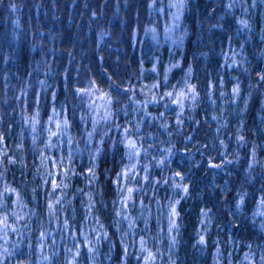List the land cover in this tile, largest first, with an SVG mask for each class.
I'll return each mask as SVG.
<instances>
[{"label":"rangeland","instance_id":"1","mask_svg":"<svg viewBox=\"0 0 264 264\" xmlns=\"http://www.w3.org/2000/svg\"><path fill=\"white\" fill-rule=\"evenodd\" d=\"M185 2L149 1L151 17L155 22L158 15L162 27L160 30L153 22L147 25L144 37L153 46L149 58L142 59L138 79L126 84L125 78L124 86L118 88L127 91L130 98L123 110L125 114L128 107L133 111L129 121H119L112 107L115 95L84 75L80 67L73 82L77 103L72 117L78 116L75 130L67 94L70 74L65 71L59 75L52 48L45 58L40 42L31 44L29 67L23 73L19 69L8 71L6 67L3 75L0 72V264L110 262L115 239L104 219L94 212L92 188L101 144L113 130L125 148L114 214L118 220L114 228L125 248L121 264L164 263L165 253L177 243L178 205L187 191L182 171L169 168L176 145L173 134L175 131L178 138L189 143L192 135L186 134L187 128L201 103L200 93L190 80L191 68L182 71ZM229 3L235 6L241 1ZM254 5L257 6L256 0ZM250 11L245 6L240 19V33H246V39ZM16 24L14 19L13 27ZM261 34L264 35L263 29ZM224 58V65L231 70L229 95L224 90L215 94L213 82L209 86L208 114L212 113L209 115L219 123L215 127L218 132L225 128L222 114L227 112V106L239 116L250 104L252 91L261 92L264 107V88L261 90L253 80L243 46H233ZM263 75L259 78L264 81ZM247 81L251 88L244 93L243 84ZM220 82L226 86L223 79ZM221 102L226 106L220 113L217 105L221 106ZM230 137L237 149L226 158L229 162L239 158L245 145L243 125ZM252 150L250 168L260 172L264 181V141ZM167 193L168 198L162 203L159 197ZM242 203L240 198L238 205ZM252 218H261L258 226L264 230L263 197ZM211 222L212 218L204 212L201 243L207 244ZM219 240L217 235L214 262L225 264ZM244 262L262 263L252 254L245 255Z\"/></svg>","mask_w":264,"mask_h":264},{"label":"trees","instance_id":"2","mask_svg":"<svg viewBox=\"0 0 264 264\" xmlns=\"http://www.w3.org/2000/svg\"><path fill=\"white\" fill-rule=\"evenodd\" d=\"M149 1L0 0V72L3 75L7 69H19L23 73L29 67L31 44L40 42L45 58L52 48V60L59 75L65 71L70 74L69 83L72 85L69 84L67 94L75 130L78 116L74 114L72 117L77 103L73 82L80 67L84 75L115 95L112 107L119 121L123 118L129 121L133 111L128 107L125 114L123 110L130 98L127 91L122 92L118 88L124 86L125 78L126 84L138 79L142 59L149 58L153 46L144 37L147 25L153 22L160 30L162 27L158 15L155 22L151 17ZM235 1L239 3V0ZM240 1L235 6L229 0L185 2L184 46L180 50L182 71L185 67L191 68L190 80L200 93L201 103L194 116L197 123L192 120L187 128L186 134L192 135L189 143L178 138L175 131L173 134L176 145L169 168L175 172L182 171L187 191L178 205L177 243L165 253L167 258L161 264H215L217 235L220 236L225 264H246L244 256L249 254L264 264V230L258 226L261 218L255 221L252 218L258 200L264 198V181L258 174L260 172L251 169L249 164L252 149L264 141L261 92L252 91L250 104L239 116L232 114L227 106V112L222 114L225 120L222 132L215 129L219 123L209 115L212 113L208 114L211 82L214 83L215 94L224 90L229 95L231 70L224 65V56L233 46H243L253 80L258 82L261 90L264 88V81L259 78L264 74V35L261 34L264 30V0H256L257 6L254 5L255 0ZM245 6L251 10L247 39L246 33H240V19ZM14 19L17 24L13 27ZM221 79L226 86L221 85ZM248 83L243 84L244 93L251 88ZM224 106L226 103L221 102L217 110L223 111ZM241 124L245 145L239 158L229 162L226 158L237 148L234 138L228 137L231 134L235 136ZM230 129L233 132H229ZM124 163L125 148L118 132L113 130L101 144L94 171L95 188H92L94 212L104 219L115 239V252L110 262L103 260L102 264H121L125 255L123 242L114 228L118 221L114 216L119 202L117 179ZM214 164L221 166L217 168ZM167 198L168 193L163 198L159 197L162 203ZM240 198H243L241 206L238 205ZM204 212L212 218L207 244L201 243L200 234Z\"/></svg>","mask_w":264,"mask_h":264}]
</instances>
